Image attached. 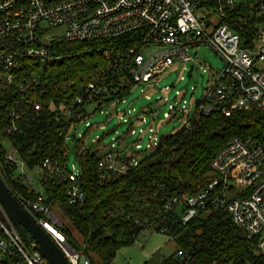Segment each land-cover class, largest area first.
Wrapping results in <instances>:
<instances>
[{
	"label": "built area",
	"instance_id": "2783aa9c",
	"mask_svg": "<svg viewBox=\"0 0 264 264\" xmlns=\"http://www.w3.org/2000/svg\"><path fill=\"white\" fill-rule=\"evenodd\" d=\"M258 19L263 22L256 27V36L246 37V31ZM59 26L65 28L62 35H48L51 27ZM126 35L133 36L134 44L124 50L109 49L107 67L94 77L71 78L62 83L49 77L50 68L66 57L67 44ZM203 44L222 58L224 66L213 71L202 95L188 102L185 89H177L172 98L169 85L161 89L162 104H169L164 117L183 121L177 132L190 129L192 118L200 114L220 112L230 116L234 111L252 108L264 112V68H258V62H264V0H0V102L8 101L6 134L9 137L20 134L48 102L50 109L65 119L66 146L68 140H82V148L100 157L98 173L103 185L107 177L125 174L129 165H137L138 158L133 157L136 152L154 151L162 142V134L152 127L158 115L154 105H148L140 113L132 108L120 114L119 104L126 103V97L140 84L147 85L141 92L149 99L154 92L151 87L175 64L183 63L182 71L187 72V77L192 67L190 77L195 70L204 77L206 69L196 68L200 61L190 53L191 49L197 52ZM150 47L158 49L148 54ZM189 62L193 63L190 68ZM180 79L184 80L185 75ZM191 90L194 93L195 87ZM109 106L115 108L114 115L129 124L125 133L116 131L117 135L107 144L101 142L103 137H98L92 142L95 148L84 145L91 123H85L89 131L86 135L85 131L71 136L78 123ZM126 114L128 118L124 117ZM128 136L137 137L130 142ZM146 136L149 142L144 147L142 140ZM6 141V164L29 187L38 186L36 199L13 193L15 197L70 264H90L82 250L71 245L66 226L52 211L53 205L46 203L42 186L44 180L62 182L68 203L83 204L85 193L79 184V166L74 164L70 169L54 156L30 170L18 149L9 139ZM210 166L217 178L206 190L171 196L164 202V208L172 210L184 203L187 209L181 219L186 223L200 208L214 205L224 210L264 253V135L232 137L216 153ZM34 170L38 171V182L33 177ZM210 192H214L211 197ZM153 231L165 233L158 224L147 223L135 242ZM0 264L49 263L25 243L9 220L0 216Z\"/></svg>",
	"mask_w": 264,
	"mask_h": 264
},
{
	"label": "trees",
	"instance_id": "16d2710c",
	"mask_svg": "<svg viewBox=\"0 0 264 264\" xmlns=\"http://www.w3.org/2000/svg\"><path fill=\"white\" fill-rule=\"evenodd\" d=\"M262 22L258 19L248 28L246 37H255L256 27ZM134 41L133 36L126 35L67 44L66 57L61 64L50 68L49 77H56L59 83L71 78L94 77L107 67L109 49L124 50ZM7 106L8 101L0 102V172L17 197L36 199L38 191L6 164L4 141L10 140L30 170L54 156L67 165L65 119L46 102L44 110L29 120L20 134L9 137ZM263 135L264 112L255 108L234 111L230 116L220 112L196 115L190 129L167 135L154 151L136 152L133 157L138 158L137 165H129L125 174L107 177L103 185L98 173L100 157L82 148L83 141L77 140L79 184L85 200L81 205H71L64 183L44 180L46 203L60 207L74 229L65 228L71 245L82 250L90 264H115L118 250L133 244L147 223L158 224L176 241V250L158 264H264V253L256 241L248 239L224 210L208 204L183 223L181 214L187 209L184 203L172 210L164 208V202L171 196L196 194L208 188L217 178L211 160L232 137ZM209 195L213 196L214 192Z\"/></svg>",
	"mask_w": 264,
	"mask_h": 264
},
{
	"label": "rangeland",
	"instance_id": "374dc122",
	"mask_svg": "<svg viewBox=\"0 0 264 264\" xmlns=\"http://www.w3.org/2000/svg\"><path fill=\"white\" fill-rule=\"evenodd\" d=\"M64 27H51L49 30V36H60L64 33ZM157 47H150L148 49V54H152L157 51ZM190 53L194 56L195 60H199L200 63H197L196 68L200 71L206 69L204 73V77H201L200 73L195 70L192 77H187V72H183V63L175 64L171 68L167 70L164 74H162L151 89L154 90L150 94V98L147 99L141 89H146V84L138 85L132 92L126 97V103L119 104V113L121 114L124 110H131L135 108V110L140 113L143 111L145 107L148 105H154L158 110V115L152 124L155 131H158L159 134L170 135L174 132H177L181 126L183 125V121L173 118L168 120L164 117L163 113L168 111L169 104H162L161 97H163L164 92L161 89L169 85L170 91L169 96L172 98L175 95V91L177 89H185L187 94L185 98L189 102L194 98H198L202 95L203 88L207 85V80L212 75L213 71H218L223 68L224 62L222 58L208 45L203 44L198 51L195 49H191ZM193 65L192 62L188 63V67L190 68ZM258 68H264V62H258ZM184 74L185 79L181 80L180 76ZM191 87H195L194 93L191 90ZM115 108L114 107H104L103 112L99 110L92 113L90 117H88L85 121H82L76 125L75 129L71 131V136L74 133H84L87 130L85 125L86 122L92 124L91 131L85 137L84 145L86 147L92 148L96 147V144H93V140H96L98 137L102 138V143L107 144L111 141L113 137L117 134L116 131L120 134L125 133L128 130L129 124L123 123L118 115H114ZM125 118L129 117V114L124 116ZM147 120L150 122V116L147 115ZM140 125L136 126V129H139ZM137 136H128V140L131 142L136 139ZM149 142L148 137L146 136L142 140V144L144 147ZM5 146H8V142L4 141ZM78 141L72 142L68 140V160L67 166L71 169L72 165H78L76 158V145ZM33 177L36 182L39 181L38 171H32ZM38 190V186L34 187ZM52 211L57 213L64 223V226L70 227V222L65 217V215L55 206H52ZM0 216L4 218V220H8L7 216L3 212V209L0 206ZM74 230V229H73ZM75 232V231H74ZM76 233V232H75ZM145 238L140 239L137 242H134L131 245L123 246L117 252L114 263L115 264H158L163 258L169 256L176 250V241L172 239L168 234L159 231H153L146 236V234L142 235Z\"/></svg>",
	"mask_w": 264,
	"mask_h": 264
},
{
	"label": "water",
	"instance_id": "95a60500",
	"mask_svg": "<svg viewBox=\"0 0 264 264\" xmlns=\"http://www.w3.org/2000/svg\"><path fill=\"white\" fill-rule=\"evenodd\" d=\"M192 69L188 72V77L191 76ZM197 103H199V100ZM164 138L165 134H162L161 140ZM0 206L25 243L40 252L49 264H70L49 234L37 223L30 211L24 208L15 197L4 182L1 172Z\"/></svg>",
	"mask_w": 264,
	"mask_h": 264
}]
</instances>
